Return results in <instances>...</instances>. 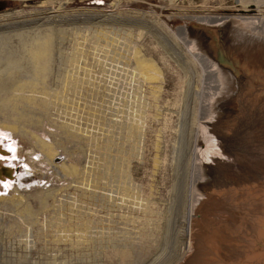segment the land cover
<instances>
[{
	"label": "rangeland",
	"instance_id": "rangeland-1",
	"mask_svg": "<svg viewBox=\"0 0 264 264\" xmlns=\"http://www.w3.org/2000/svg\"><path fill=\"white\" fill-rule=\"evenodd\" d=\"M262 10L264 0H0V125L17 121L0 132L16 151L4 156L0 264L193 263L237 213L226 186L208 192L202 175L208 85L192 29ZM48 35L42 77L29 48Z\"/></svg>",
	"mask_w": 264,
	"mask_h": 264
},
{
	"label": "bare ground",
	"instance_id": "bare-ground-1",
	"mask_svg": "<svg viewBox=\"0 0 264 264\" xmlns=\"http://www.w3.org/2000/svg\"><path fill=\"white\" fill-rule=\"evenodd\" d=\"M243 7L246 11L252 10L249 4ZM203 22L192 29L194 37L189 40L192 51L205 68L208 85L204 101L207 110L204 114V133L207 140L202 144L203 149L207 151L202 162L204 165L202 175L207 180L208 192L220 190V184L226 186L222 187L226 192L223 193L221 189L219 194H231V200L226 196L222 198L235 208L233 214L237 215L233 218L219 219L220 222L217 219L221 231L217 229L218 233L204 239L202 249L200 248L197 258L191 264H245L242 260H236L234 255L241 252V242L249 240V233L259 232L264 228V94L257 89L262 84L258 76L264 75V11L238 16H207ZM246 24L251 27L250 31H245ZM209 37L216 39L221 50L230 57L247 62V66L257 76H250L247 82L245 80L239 82L238 78L216 61L214 54L206 45ZM38 41L39 43L35 42L36 46L29 48L31 49L29 53L35 63L33 71L45 77L51 36H46L42 42L40 39ZM202 49L204 52L208 51L209 53L206 52L208 55ZM139 63L148 71L153 69V65L146 60H139ZM29 84L22 83L21 87L18 84L17 88L20 87L22 90L21 88ZM20 99L21 97H17L14 102ZM11 100L9 98L7 101ZM0 127H2L0 132L3 130L7 135L9 131L17 129V121ZM8 148L16 153L14 143L0 138V187L3 181L8 180L10 166L14 161L10 162L8 157H4L8 154ZM5 171L9 175L5 176ZM211 233L210 231L209 234Z\"/></svg>",
	"mask_w": 264,
	"mask_h": 264
},
{
	"label": "water",
	"instance_id": "water-1",
	"mask_svg": "<svg viewBox=\"0 0 264 264\" xmlns=\"http://www.w3.org/2000/svg\"><path fill=\"white\" fill-rule=\"evenodd\" d=\"M209 39V41H207ZM205 42L209 50L214 54V57L218 63L229 70L239 82L246 81L250 76H257L252 72V70L247 66V62L241 61L238 58L234 59L232 56L226 54L220 48L219 42L209 37ZM213 49V50H212ZM261 79L262 84H260L257 89L259 92L264 94V75L258 76ZM247 82V81H246ZM244 82V83H246ZM6 176L9 175L6 171L4 173ZM249 240L241 242V252L234 255L235 259L242 260L245 264H264V228L261 231L249 233ZM248 238V237H247ZM245 238V239H247ZM240 258V259H238Z\"/></svg>",
	"mask_w": 264,
	"mask_h": 264
}]
</instances>
